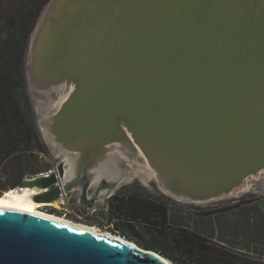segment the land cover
Segmentation results:
<instances>
[{
	"label": "water",
	"instance_id": "water-1",
	"mask_svg": "<svg viewBox=\"0 0 264 264\" xmlns=\"http://www.w3.org/2000/svg\"><path fill=\"white\" fill-rule=\"evenodd\" d=\"M24 68L35 103L66 95L40 129L61 160L12 187L37 203L78 191L82 208L133 174L191 204L264 190V0H48ZM0 264L172 262L0 207Z\"/></svg>",
	"mask_w": 264,
	"mask_h": 264
},
{
	"label": "trees",
	"instance_id": "trees-1",
	"mask_svg": "<svg viewBox=\"0 0 264 264\" xmlns=\"http://www.w3.org/2000/svg\"><path fill=\"white\" fill-rule=\"evenodd\" d=\"M47 1L0 0V167L16 161L23 166L36 145L41 149L24 65L30 34ZM19 167L12 168L10 188L22 179ZM131 201L141 215L122 214V197L112 208L148 230L146 241L133 237L139 246L155 249L172 264H264V196H241L201 212L191 208L193 215L149 198Z\"/></svg>",
	"mask_w": 264,
	"mask_h": 264
},
{
	"label": "rangeland",
	"instance_id": "rangeland-1",
	"mask_svg": "<svg viewBox=\"0 0 264 264\" xmlns=\"http://www.w3.org/2000/svg\"><path fill=\"white\" fill-rule=\"evenodd\" d=\"M26 86H27V92L30 97L29 100L31 102L34 112L33 117L35 121V126L37 128V131L39 132L41 149H39L38 145H36L33 151L34 155L31 157L25 156L23 166H21L17 161L15 162V164L8 162L2 165V167H0V187L3 186V184H6V182H8V178L13 174L12 168H17L18 166H20L19 168H21V174H22L21 178H25L26 176L34 175L36 173L46 172L47 170H49V168H53V165L54 166L57 165V163L61 159V154H59L56 151V148L51 144H47L42 138L41 135L42 132L40 130L41 119L39 114L40 113L39 107L42 105V103H40L39 101H37L36 103L34 102L33 100L34 98L31 95V92L28 88V84H26ZM133 177H134L133 180L132 181L130 180L131 182L130 181L124 182L123 183L124 185L112 191L110 193L111 194L110 197H108V195L105 194L101 199L102 201H97L95 202L94 205H91L90 207L86 206L85 210H83L81 206H79L80 204L78 203L79 197L77 191L71 193L72 196L71 195L69 196L68 194V196L66 197L68 198L66 204L69 203L68 206H65L68 208L64 209L66 215L55 214L51 210H46L47 207L43 206L44 204L42 203H39L40 207L38 208V210L45 213H53L56 216L66 218L69 221H71V223L74 224L88 225L90 227H95L105 234L120 235L122 236V238H126V239H128V235L133 237L136 236L137 239L139 238V241L142 242L148 240L149 237L148 230L145 227L139 225L138 223H135L136 221H131V223H128L129 220L125 216H122L112 208L113 202H117L122 195L124 196L125 194L127 195L133 193V194H138L140 196L144 195V196L153 197L154 199L161 200L162 202H167L171 204L175 203L174 206L179 209V212H184V213L185 211L181 209L191 208V205H194L192 206L193 209L196 208L197 209L196 211L201 212L207 208L210 209L221 206L223 204L226 205L227 203L231 202L233 199H236L241 196L244 197L250 194L257 196L258 195L264 196V190L255 191L253 189H250V190L242 191V193L238 197H233L228 199L224 198L222 200L210 202V203L207 202L202 204H191V203L176 201L169 195L164 194L159 190L157 184L154 183L153 181H151L149 184H145L144 182H142L144 180L141 181L136 175L133 174ZM259 178H261V176L257 177V179ZM6 189L4 190V192L9 190V188ZM110 198H112L113 200L110 201L109 204H107L106 200L109 201ZM49 204L53 205L52 203ZM78 206L80 210L76 209V207ZM55 207H61V205ZM186 212H188V210Z\"/></svg>",
	"mask_w": 264,
	"mask_h": 264
},
{
	"label": "bare ground",
	"instance_id": "bare-ground-1",
	"mask_svg": "<svg viewBox=\"0 0 264 264\" xmlns=\"http://www.w3.org/2000/svg\"><path fill=\"white\" fill-rule=\"evenodd\" d=\"M66 98V95H61L59 97V99L53 101V102H48L47 104H42L39 108H40V129L43 130V133H46V129L44 128V124H43V120L48 117L50 115V109L54 106L59 107L60 103ZM112 159H114L113 157H111ZM67 161H68V165L66 166V177L65 178H60L58 177L57 173V178L58 180L61 181V186H63V183L65 181L66 178L70 177V175L72 174L70 168L72 167V163H71V158L67 157ZM112 163L118 164L116 162V160H110ZM109 163V162H108ZM120 167L121 166H116L115 167V171L114 169H112L113 171L111 172L112 175L118 174L117 172H119L120 174ZM98 169L97 171H99L100 173L105 172V170L107 171V168H102V164L98 165V167L96 168ZM145 170V169H143ZM110 173V174H111ZM141 180H145V178L142 176ZM34 190H30L28 188L22 190V193H20V191H18L16 188H9L8 191L2 193L0 195V207L3 208H7V209H16V210H20V211H24V212H29V213H35L38 216H43V217H47V218H52L54 219V221H58V222H62V223H67V224H71V226L76 227V228H82V229H87L88 231H92L98 235H105L106 237L109 238H117V239H121L126 240V238H122V236L120 235H115V234H105L103 232H101L100 230H98L95 227H90L88 225H80V224H74L71 223V221H69L66 218H62L60 216H56L53 213H45L42 211H39L38 208L40 207L39 203H37V201H34L31 197V193H33ZM65 196V195H64ZM54 206H60L65 202L64 197H60L57 201H53L51 202ZM57 205H55V204Z\"/></svg>",
	"mask_w": 264,
	"mask_h": 264
},
{
	"label": "flooded vegetation",
	"instance_id": "flooded-vegetation-1",
	"mask_svg": "<svg viewBox=\"0 0 264 264\" xmlns=\"http://www.w3.org/2000/svg\"><path fill=\"white\" fill-rule=\"evenodd\" d=\"M61 160V159H60ZM59 160V161H60ZM53 167H54V165H53ZM49 169H51V168H49ZM138 177V176H137ZM134 178V177H133ZM133 178H132V180H133ZM139 179H140V177H138ZM24 178H22L20 181H19V183L20 182H22V180H23ZM131 180V181H132ZM141 180V179H140ZM130 181V182H131ZM142 181V180H141ZM151 181H153L154 182V180L153 179H148V181H146V182H144V181H142V182H144L145 184H149ZM18 183V184H19ZM155 183V182H154ZM9 184H10V182H6V184H3V186H1V188H0V194L2 193V192H4V190L6 189V188H10L9 187ZM17 185V184H16ZM15 185V186H16ZM122 185H124L123 183H121V185L119 186V187H121ZM14 186V187H15ZM119 187H117L116 189H118ZM12 188V187H11ZM116 189H114V190H116ZM113 190V191H114ZM78 192V191H77ZM93 192V188L92 187H87V189L84 191V198H83V201H84V206H82V209L83 210H85V207L86 206H88V207H90L91 205H94L95 204V201L94 200H92V201H89L88 200V198H87V196H90V194ZM20 193H22V192H20ZM71 193H74V191H69V192H67V193H63V191L61 190L60 191V197H64V199H65V202L66 201H68V198H66L67 196H68V194H69V196L71 195L72 196V194ZM78 194V196H79V192L77 193ZM65 195V196H64ZM108 195V197H110V193L109 194H107ZM107 197V198H108ZM122 198H123V207H122V214H129V213H132V214H142V213H140V210L137 208H131L130 207V203H132V201H131V199L133 198V197H137V198H149V199H151V200H153V201H157L158 203H164L168 208H169V206H172V205H175V203H173V204H171V203H167V202H162L161 200H157V199H154L153 197H149V196H140V195H138V194H133V193H131V194H125L124 196L122 195L121 196ZM115 198V197H114ZM174 199V198H173ZM113 199L112 198H110V200L109 201H107L106 200V203L107 204H109L110 203V201H112ZM102 201V200H101ZM97 202V201H96ZM67 203V202H66ZM66 203H64V204H62L61 205V207H55L54 205H51V204H49V203H42V204H44L43 206H46L47 207V209L46 210H51L52 212H54L55 214H64V215H66V213L64 212V209H66V208H68V207H65V206H68V204H66ZM114 203V202H113ZM42 207V206H41ZM76 209H78V210H80L79 209V207H76ZM121 214V215H122ZM123 216V215H122ZM117 227H120V226H117ZM125 234V233H124ZM124 237H125V235H124ZM128 239L129 240H132V241H134L135 243H137L136 242V240H135V238H133V236H129L128 235ZM138 244V243H137ZM142 247V246H141Z\"/></svg>",
	"mask_w": 264,
	"mask_h": 264
},
{
	"label": "crops",
	"instance_id": "crops-1",
	"mask_svg": "<svg viewBox=\"0 0 264 264\" xmlns=\"http://www.w3.org/2000/svg\"><path fill=\"white\" fill-rule=\"evenodd\" d=\"M42 173V172H41ZM191 206H194V205H191ZM192 208V207H191ZM191 208H184V209H181V210H184L185 211V213L184 212H179V209L178 208H174L173 207V209H171L170 211H174V212H179V213H181V214H184V215H187V214H191V215H193V209H191ZM188 210V212H186Z\"/></svg>",
	"mask_w": 264,
	"mask_h": 264
},
{
	"label": "built area",
	"instance_id": "built-area-1",
	"mask_svg": "<svg viewBox=\"0 0 264 264\" xmlns=\"http://www.w3.org/2000/svg\"><path fill=\"white\" fill-rule=\"evenodd\" d=\"M49 171H50V169H49L48 171L44 172L43 174H45V173H47V172H49Z\"/></svg>",
	"mask_w": 264,
	"mask_h": 264
}]
</instances>
